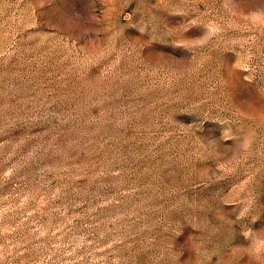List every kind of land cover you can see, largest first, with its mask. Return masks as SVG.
Returning <instances> with one entry per match:
<instances>
[{
  "label": "rangeland",
  "instance_id": "rangeland-1",
  "mask_svg": "<svg viewBox=\"0 0 264 264\" xmlns=\"http://www.w3.org/2000/svg\"><path fill=\"white\" fill-rule=\"evenodd\" d=\"M0 264H264V0H0Z\"/></svg>",
  "mask_w": 264,
  "mask_h": 264
}]
</instances>
